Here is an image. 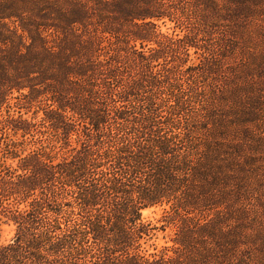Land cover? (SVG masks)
I'll list each match as a JSON object with an SVG mask.
<instances>
[{
  "label": "trees",
  "instance_id": "obj_1",
  "mask_svg": "<svg viewBox=\"0 0 264 264\" xmlns=\"http://www.w3.org/2000/svg\"><path fill=\"white\" fill-rule=\"evenodd\" d=\"M1 224L0 264H264V0H0Z\"/></svg>",
  "mask_w": 264,
  "mask_h": 264
},
{
  "label": "rangeland",
  "instance_id": "obj_2",
  "mask_svg": "<svg viewBox=\"0 0 264 264\" xmlns=\"http://www.w3.org/2000/svg\"><path fill=\"white\" fill-rule=\"evenodd\" d=\"M163 30L168 31L165 27H162ZM161 208L160 207H151L146 208L142 211V217L146 220H155L160 216ZM170 233V230L167 229L166 232H158L155 239L157 245H161L166 241L167 235ZM12 235V226L7 224L0 225V242L7 241Z\"/></svg>",
  "mask_w": 264,
  "mask_h": 264
}]
</instances>
